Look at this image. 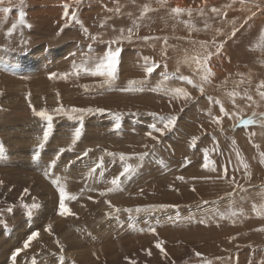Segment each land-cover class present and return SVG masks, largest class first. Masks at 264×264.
<instances>
[{
	"label": "rangeland",
	"instance_id": "374dc122",
	"mask_svg": "<svg viewBox=\"0 0 264 264\" xmlns=\"http://www.w3.org/2000/svg\"><path fill=\"white\" fill-rule=\"evenodd\" d=\"M256 3L261 5L260 10L252 3L241 5L239 0L234 4L233 0H168L163 7L157 0H24L23 5L20 0H12L13 10L7 19L0 13V144L4 147L0 153V264H11L12 252L23 249L33 231L40 235L20 253L17 264H31L33 257L37 264H60L57 240L64 249L63 264H130L132 260L136 264H202V258L211 264H264V231H257L264 228V218L251 210L253 203H264V163L260 162L264 128L258 124L237 125L235 118L223 116L220 105L213 102L218 100L226 111H238L244 117L251 116L253 111L264 112V101L256 93V86L264 80V0ZM144 4L156 11L137 19ZM5 6H9L7 0ZM117 6L119 14L109 11ZM177 6L192 8V17L187 13L174 17L170 9ZM66 7L69 16L75 11L88 32L101 36L105 42L119 34L114 28L132 27L133 21L140 25L132 42L122 45L119 87L126 86L129 80L144 78L141 65L145 56L161 65L150 78L153 87L160 80V71L165 70L164 64L170 74L201 83L195 63L186 64L184 58L202 54L199 42L213 39L223 42L220 54L210 62L214 75L203 84V94L180 79L166 82V87L188 91L192 99L187 102L172 100L162 90L102 89L98 87L100 78L50 80L51 73L70 71L89 44L96 51L106 47L90 40L80 25L70 23L64 16ZM213 7L226 11L227 16H216L211 12ZM200 8L204 9L203 16L197 12ZM21 9L31 27L19 25L9 36L7 33L18 21ZM249 9L256 11V15L241 28L251 15ZM232 20L239 28L235 36H231ZM183 21H189L200 31L190 30ZM205 22L211 26L207 30ZM217 29L223 34L217 35ZM143 36L161 39L145 42ZM163 37L168 38L167 46ZM84 85L89 86L87 90ZM232 91L240 93L235 98L238 108L228 95ZM245 91L259 106H249L251 102L242 98ZM29 102L37 111L46 109L50 114L60 105L65 109L90 107L106 111L85 115L83 135L74 146L71 139L78 122L56 117L53 136L44 149H38L45 121L34 115ZM116 114L120 115L122 125L118 131L114 130ZM167 115L178 117L175 127L163 136L153 133L159 142L150 139L146 135L151 130L149 126ZM214 116L222 117L220 125L213 123ZM251 133L255 135L250 137ZM193 138H197L195 145ZM145 144L148 148L143 147ZM213 148L216 150L212 151ZM59 149L65 151L49 168ZM88 149L92 151L84 157L82 154ZM205 149L215 162L216 172L203 167ZM105 150L116 153V158L106 156ZM237 150L249 165L250 179L244 175ZM144 152L149 155L133 179L125 181L122 191L99 194L110 187L106 180L122 170L119 153L132 156ZM101 156L107 170L105 182L97 183L87 174ZM128 162L134 166L138 163L136 159ZM224 167L228 177L234 176L246 189L237 190L234 201L225 195L233 185L226 179H217ZM46 169L53 177H61L68 191L79 196L68 202L74 216L58 215L59 193L51 183L52 177L44 175ZM181 176L183 180L178 179ZM86 184L96 190L80 194ZM25 188L29 190L27 194ZM106 201L122 210L149 205L173 207L133 212L130 216L124 211L114 213ZM33 202L40 207L32 209L29 215V209L23 205ZM230 206L243 208L244 215L211 218L213 213L226 212ZM9 207L12 212L7 211ZM207 212L211 213L200 215ZM201 219L206 223H199ZM49 224L52 235L44 231ZM147 225H155L158 236L138 231ZM158 239L164 241L166 257L155 247ZM196 252L202 257H197Z\"/></svg>",
	"mask_w": 264,
	"mask_h": 264
},
{
	"label": "snow or ice",
	"instance_id": "6c2138e0",
	"mask_svg": "<svg viewBox=\"0 0 264 264\" xmlns=\"http://www.w3.org/2000/svg\"><path fill=\"white\" fill-rule=\"evenodd\" d=\"M157 2L163 7L164 5L167 4L168 0H157ZM6 0H0V13L4 14V19H7L8 14L12 12V0H7V3L9 6H5ZM24 0H20V5H23ZM236 3V0H233V4ZM239 3L241 5H245L247 3H252L253 6L256 8V10H260L261 5L259 3H256V0H239ZM232 5H228L230 8ZM109 11H114L115 13L119 14L120 13V7L117 6L114 10L109 9ZM156 11V9H153L149 4H144L142 6V10L140 11V15L137 19H143L149 12ZM251 12V15L248 16L245 20L244 23L240 25L242 28L244 24H247L248 20H250L253 16L256 15V11H252L249 9ZM171 14L179 18L182 14L187 13L189 17H192L193 15V9L192 8H181L179 6L173 7L170 9ZM197 12L200 16L204 15V9L200 8L197 9ZM211 12L214 13L216 16H227V12L223 11L221 9L213 7L211 9ZM131 15V13H129ZM65 18L68 19V21L74 22L75 24H78L81 26L83 32L88 36V38L92 41H97L100 43H104L106 47L103 50L96 51L93 49V46L91 44L88 45L87 50L82 53L81 59L77 62L74 61L71 65V70L63 73H51L49 75V79H61V80H67L69 77H93V78H100L98 87L102 89H112V90H117V91H124V92H144L146 90L148 91H160L162 90L165 94L170 95L172 100H177V99H182L183 101L187 102L192 99L191 94L186 91L182 87H175V88H170L166 87V82H168L171 79H180L182 81H186L187 84L192 85L195 88H198L201 94L204 93V83L210 82V77L214 75L212 68L210 67V62L213 58V56L219 55L222 48H223V42H216L215 39L212 41H200V49L202 50V54H197L196 56L193 57H188L186 56L184 58V63L190 64V63H195L196 69L198 72L201 73V83H196L192 79L182 76V75H176V74H170L169 72L166 71L167 69V64H164V71H160L159 76L160 80L157 82V84L153 87L150 85V78L153 76V73L157 71V69L161 68V65L155 61H152L149 57L145 56L143 57V64L141 65L143 72H144V78L139 79V80H129L127 82V85L124 87H119L117 85V80L119 79V69L120 65L122 62V52H123V43L125 41L131 43L134 37V33L139 30L140 25L136 23V21H133V26L128 27V28H120V29H113L114 31H118V35L115 36L114 38L108 40V41H103L102 37L99 35H91L88 32V29L83 26L82 21L78 18L77 13L73 11L71 13V16H69V12L67 7L65 8L64 12ZM233 24V28L231 31V36H235L237 32L239 31V28L235 26L236 22L235 20L230 21ZM190 30H195V31H200V29H196L195 25L190 24L189 21H183ZM19 25H25L26 27H31L30 24H26V19H25V13L21 9L19 11V19L16 23H13L11 28L9 29L7 35L11 36L13 32L17 29ZM101 27H105L104 24L101 25ZM211 26L205 22L204 24V29L207 30ZM217 35L223 34L220 29L216 30ZM142 40L145 42L151 41V40H159L161 39L160 37H154V36H143L141 37ZM261 39L264 40V32L261 33ZM163 43L165 46H167L168 43V38L163 37ZM211 49H214L212 51ZM164 54H167V48L164 49ZM176 73H179V68L176 69ZM27 78V77H23ZM240 83H244V81H240ZM250 83V81H249ZM85 90L88 89V85L83 86ZM256 93L259 96L261 101H264V80H261L260 83L256 86ZM30 95V94H29ZM228 95L232 98V103L234 106L237 108L239 107L236 105V97L240 95V93L236 91H232L228 93ZM247 101H250L251 105L257 104V102L253 99V96L250 95L247 91L244 92L243 97ZM211 100V98H209ZM216 104L220 105L219 111L222 113L223 116H227L229 118H235L237 120V125L247 127L249 125H259L260 127L264 128V112L257 113L255 111L252 112L251 116H241L238 111H233V112H228L225 110V107L223 104L220 103V101L216 100L213 101ZM29 106L32 107L31 103L29 102ZM257 106H259L257 104ZM33 113L35 116L39 117L41 120L45 121V127L42 130V137L38 138L39 143L37 148L38 149H44L46 144L49 142L50 138L53 136L54 133V120L56 117H66L70 121H76L78 122L77 127H75L74 132L72 133V139H71V144L74 146L82 137L83 135V129H84V119L85 115H94L97 113H104L106 110L103 108H77L73 107L71 109H65L63 105H60L59 107L55 108L53 112L50 114L48 110L46 109H41L37 111L34 107H32ZM181 111H183V108H181ZM151 115H155L154 113ZM211 115V113H209ZM178 117L175 115H167V116H160L158 117V123H152L150 127V131L146 133V135L154 140L159 142V138L157 135H154L153 133H158L160 136H163L166 132L171 131L177 122ZM221 116H214L212 118L213 123L220 125L221 123ZM162 125V126H159ZM121 123H120V115L116 114V121L114 123V130H119L121 128ZM233 127H236L234 125ZM222 131V129H221ZM252 135H255V133H251L250 137ZM197 138H193V145H195ZM256 147H259L258 145H255ZM143 147L148 148V145L145 144ZM216 149L213 148L212 151H215ZM65 149H59L58 154L56 158H54L50 164L49 168L55 166L57 160L59 159V154L63 153ZM92 151V149L85 150L83 152V156L87 157L89 152ZM4 152V147L2 144H0V153ZM37 155H39V152H37ZM105 155L108 157H112L113 159L116 158L117 154L113 152H108L105 150ZM149 155L148 152L140 153V154H133L132 156H128L125 153H119V160L122 162V170L119 172L118 175L113 176L111 179L106 180V183L110 185L107 189L100 191L99 194L101 196H105L107 193H113V192H118L123 190V184L125 181H130L133 179V176L137 173L138 169L142 167V162L145 160V158ZM236 156L240 161L241 166L244 169V175H246L249 179L251 178V173L248 171L249 165L243 160L242 157H240V153L237 150ZM80 159V157H78ZM131 159H136L138 163L134 166L133 164L129 163L128 161ZM187 161V158H185ZM203 167L205 169H208L211 172H216L217 168L215 166V162L212 161L209 158V150L205 149L204 150V156H203ZM190 163V161H187ZM260 162L264 163V152L260 153ZM98 172V179H97V171ZM107 170L106 162L104 160V156H101L98 158L97 162L94 164V166L90 167L88 171V178L89 179H94L97 183L100 182H105V172ZM238 170V169H237ZM44 175L46 177H52L51 183L56 187L58 193H59V211L58 215L61 217L69 216V215H75L71 211V209L68 206L69 201H76L79 196L77 194H73L67 189V183L65 181H62L61 177L52 176V173L48 171L47 169L44 172ZM178 179L183 180L184 177H178ZM217 179H226L230 185H233V189L231 192L226 193L225 195L229 197L230 200L234 201L235 199V194L237 190L240 192H245L246 189L244 188L243 185L239 184L235 177H228V169L227 167H224L222 175L218 176ZM2 183V182H0ZM87 190L89 192L95 191L96 189H93L89 187L87 184L85 185V188H82L80 190V194H83V192ZM28 189H24V193H28ZM193 191L195 189L193 188ZM262 200H264V194L261 195ZM35 199V198H33ZM91 199V197H89ZM108 203L109 208L113 209L114 213H120L121 211L127 212L130 214L135 212L137 214L141 212H148L155 210L156 208H167V207H173L171 205H149L145 207H136L135 209L133 208H125V209H120L115 207L114 205L111 204L110 201H106ZM206 203V202H205ZM24 208L29 209V215H31V210L32 209H37L40 207L37 203L33 202L30 206L27 204L23 205ZM252 212L256 213L257 217L259 218H264V203L256 204L253 203L251 206ZM8 212H12L13 208L9 207L7 208ZM106 215H112V213H108ZM244 215V210L243 208L236 209L234 206H230L229 209L226 212H220L219 210L215 213H213V217L215 218L218 217L219 219H228V218H233L237 216H243ZM201 224L206 223L204 219H201L198 221ZM235 221L233 220V223ZM6 226V225H5ZM44 231L48 232L49 235H52V225H48ZM138 231L140 232H149L153 234L154 236H158L156 226L155 225H147L144 228H139ZM257 231H264V228L257 229ZM39 232L38 231H33L31 234L27 237V239L24 241V246L23 249L17 248L14 252L11 254V264H17V257L20 255V253L24 250L29 248L30 244L32 241L36 240L39 237ZM232 239H235L233 237ZM58 247L60 248V256H59V262L60 264H63L64 262V256H63V246L60 245L59 240L56 241ZM164 241L162 240H157V243L155 247L159 249L160 253L163 256H167V252L165 251V248L163 247ZM148 255H151V252L149 251ZM195 255L197 257H202V254L200 252H196ZM127 259V258H126ZM31 264H37V260L35 257L32 258ZM130 264H136L135 260L130 261ZM202 264H211L210 261L207 259L202 258Z\"/></svg>",
	"mask_w": 264,
	"mask_h": 264
},
{
	"label": "bare ground",
	"instance_id": "6f19581e",
	"mask_svg": "<svg viewBox=\"0 0 264 264\" xmlns=\"http://www.w3.org/2000/svg\"><path fill=\"white\" fill-rule=\"evenodd\" d=\"M37 85H38V83H37ZM40 89V88H39ZM146 179V178H145ZM211 212H207V213H204V214H200V215H205V214H210ZM207 215H205V216H207ZM214 224V223H213ZM201 225V224H200ZM206 227V226H205ZM218 243V242H217ZM163 259V258H162Z\"/></svg>",
	"mask_w": 264,
	"mask_h": 264
}]
</instances>
